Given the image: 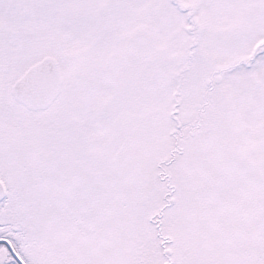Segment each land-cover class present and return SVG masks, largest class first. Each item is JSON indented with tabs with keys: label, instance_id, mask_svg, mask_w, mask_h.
Returning <instances> with one entry per match:
<instances>
[{
	"label": "snow or ice",
	"instance_id": "snow-or-ice-1",
	"mask_svg": "<svg viewBox=\"0 0 264 264\" xmlns=\"http://www.w3.org/2000/svg\"><path fill=\"white\" fill-rule=\"evenodd\" d=\"M0 264H264V0H0Z\"/></svg>",
	"mask_w": 264,
	"mask_h": 264
}]
</instances>
